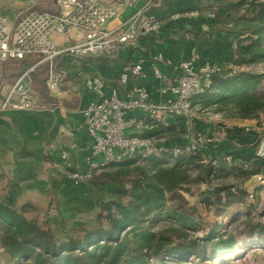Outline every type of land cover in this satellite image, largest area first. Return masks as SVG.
<instances>
[{"label":"trees","instance_id":"obj_1","mask_svg":"<svg viewBox=\"0 0 264 264\" xmlns=\"http://www.w3.org/2000/svg\"><path fill=\"white\" fill-rule=\"evenodd\" d=\"M256 2V6H264V1ZM238 17L257 21L258 26L239 29L236 63L251 65L264 60V17L245 18V14ZM33 62L28 56L7 59L2 74L13 81ZM44 76V65L30 72L38 99L51 108L59 101L48 95ZM263 77V74L245 72L215 76L210 86L195 98H202L203 104L230 102L238 119L251 118L253 113L264 109V93L247 90L244 86L230 91V87L240 78L256 87ZM212 93L216 98H207ZM229 93L232 97H228ZM224 131L227 135H238L235 145L227 152L230 156L228 166L220 160L217 149L208 152L214 161L205 164L200 162L201 152L172 159L131 156L119 163L107 164L93 178L111 182L122 180L124 186L117 190L116 199L102 204L95 224L81 226L77 235L65 238H56L48 226L31 214V204L17 202L0 186V264H153L154 260L160 264H180V260L190 256L196 257L198 264L204 262V250H197L198 244L193 240H175L174 231L186 235V231L194 230V224L190 217L167 206L165 197L166 193L181 189L193 180L207 186L214 184L209 195L203 198L206 205L227 208L244 201L246 192L239 186L251 176L264 173V153L257 152V142L251 147L244 141L241 127L224 128ZM2 178L0 173V181ZM228 179L232 181L228 183ZM235 188L238 194L233 193ZM159 220L167 222L164 230L152 228ZM259 231L264 235L263 226ZM207 241L211 257L235 249L232 239L208 238Z\"/></svg>","mask_w":264,"mask_h":264},{"label":"built area","instance_id":"obj_2","mask_svg":"<svg viewBox=\"0 0 264 264\" xmlns=\"http://www.w3.org/2000/svg\"><path fill=\"white\" fill-rule=\"evenodd\" d=\"M135 1L103 3L100 0H54L57 11L28 8L15 22H10L0 12V62L26 56L34 59L0 101V110L48 108L34 93L30 72L43 64L46 91L52 97L57 96L62 75L55 67L54 58L62 53L87 59L99 54H111L119 44L133 43L138 33L157 34L160 28L158 18L145 13L152 0H146L127 20L110 25ZM232 25L230 21L226 26L231 28ZM73 29L80 32L76 40L71 39ZM236 49L237 38L231 43L232 58L224 64L205 62L196 67L195 54L178 64L166 62L174 72L172 76H166L162 71L161 54H153L149 59L148 71L142 59L127 64L118 77L117 85L111 86L108 91L102 77H85L86 89L96 97L82 110L83 125L91 138L83 167L73 162L66 148L59 150L58 160L52 166L65 171L72 184L78 186L90 181L107 164L119 163L131 156H139L140 159L164 156L172 159L182 154L196 155L201 152V163L214 161L213 156L208 154L217 149L213 140L194 130L195 112L191 100L210 86L213 77L232 76L250 68L251 65L236 63ZM148 75L162 82L158 92L163 98L159 102L150 101L148 89L144 86H133L122 96L119 95V87L126 84L130 76L145 78ZM137 110L142 113L136 114ZM158 125L172 127L184 134L185 142L170 145L163 139L128 131L130 127L141 129ZM220 160L229 162L230 156L220 157Z\"/></svg>","mask_w":264,"mask_h":264},{"label":"crops","instance_id":"obj_3","mask_svg":"<svg viewBox=\"0 0 264 264\" xmlns=\"http://www.w3.org/2000/svg\"><path fill=\"white\" fill-rule=\"evenodd\" d=\"M3 1L0 0V6L4 4ZM100 1L109 3L113 0ZM145 2L141 0L136 6L127 8L110 25L127 20ZM34 6L37 5L29 8ZM231 6L230 0H152L145 13L158 18L160 28L157 34L138 33L133 43L119 44L111 54H99L87 59L75 58L66 53L56 56L55 67L62 75L60 93L55 96L59 101L56 106L42 110H0V173L3 175L0 186L19 203L52 196L63 201L72 191L81 189L84 183L73 185L66 172L53 167L52 163L58 160L59 150L66 148L73 162L83 167L91 138L83 125L82 110L96 97L86 89L84 78L90 75L102 77L105 90L108 91L111 86L117 85L125 65L142 59L148 71L149 59L157 53L162 56L161 68L166 76L174 74L166 62L178 64L194 54L196 67L205 62L227 63L232 58L231 43L240 34L239 25L231 21ZM4 8L1 7L0 12L10 22H15L20 14L14 16V12ZM39 8L58 10L55 3L50 7ZM174 14L178 16L172 17ZM230 21L233 23L231 28L226 26ZM79 35L78 30L77 38ZM3 64L0 62V101L18 78L12 81L2 74ZM161 84V81L150 75L145 78L130 76L118 91L122 96L133 86H144L148 89L150 101L157 103L163 98L158 92ZM140 113L136 111V114ZM128 131L157 139L164 137L155 136L158 131L166 136L176 134L172 127L163 128L159 125L141 129L130 127ZM168 138L163 139L168 144L181 143L178 139L175 141L174 137H170L169 141Z\"/></svg>","mask_w":264,"mask_h":264},{"label":"rangeland","instance_id":"obj_4","mask_svg":"<svg viewBox=\"0 0 264 264\" xmlns=\"http://www.w3.org/2000/svg\"><path fill=\"white\" fill-rule=\"evenodd\" d=\"M136 0L133 6L140 3ZM232 1L231 21L243 27L255 28L257 21L247 19H238V16L245 14V18L257 15L264 17V6H256V1L264 0H230ZM1 7L4 10L14 12V16L22 14L29 7L40 10V7H50L54 5V0H4ZM132 6V7H133ZM8 7V9H7ZM78 30L73 29L71 38L76 40ZM57 57L54 58L56 60ZM43 65V64H41ZM245 73L263 74L264 60L251 64ZM244 86L247 90L264 93V77L256 87L248 85L242 78L236 81V85L230 87V91ZM229 91V92H230ZM212 93L210 99L216 98ZM228 97H232L229 93ZM202 98H192L191 105L195 112L194 130L200 132L206 138H211L213 144L217 147V154L225 157L227 152L235 145L238 135H227L224 128L233 126L243 129L241 135L245 142L253 147L257 142V152L264 153V109L252 114L251 118L238 119L234 114V109L230 102H210L203 104ZM223 133V135H221ZM155 136L170 137L178 139L182 145L185 142V136L182 133L169 134L166 136L162 131L156 132ZM176 136V137H175ZM173 145V144H170ZM248 146V148H251ZM253 149V148H251ZM226 162V160H225ZM228 161L225 166H228ZM228 179L227 182H231ZM124 186L122 180L111 182L102 178H92L84 183L81 189H76L68 194L63 201L57 197L36 198L32 202H26L32 205L31 214L39 221L49 227L56 238H65L68 235H77L81 226H90L95 224V217L102 207V204L108 200L117 198V190ZM202 182L191 180L182 185L181 189L166 193V205L171 206L177 213L185 214L193 220L194 230L186 231V235L176 230L174 233L179 237L175 240H193L197 250H204L205 261L199 264H264V235L260 233V228L264 227V173L251 176L239 186L246 193L244 201L234 203L224 208L220 205H206L203 198L209 195L210 187ZM235 188L233 193L238 194ZM232 192V191H231ZM212 200V199H211ZM22 203V202H21ZM166 221L159 220L152 224L155 230H164ZM171 230V229H169ZM178 231V232H177ZM77 232V233H76ZM169 232V231H166ZM208 238L212 239H232L235 249L211 257V247ZM260 239V241H258ZM205 244V245H204ZM168 260H166L167 262ZM180 264H198L196 257L182 259ZM153 264H160L154 260Z\"/></svg>","mask_w":264,"mask_h":264}]
</instances>
